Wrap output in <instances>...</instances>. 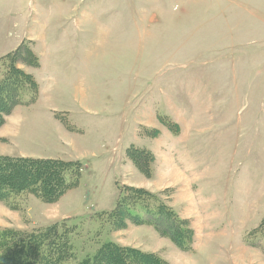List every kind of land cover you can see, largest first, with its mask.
<instances>
[{
	"label": "rangeland",
	"instance_id": "rangeland-1",
	"mask_svg": "<svg viewBox=\"0 0 264 264\" xmlns=\"http://www.w3.org/2000/svg\"><path fill=\"white\" fill-rule=\"evenodd\" d=\"M13 52L16 68L50 93L42 99L37 82L33 104L56 106L70 126L92 122L72 133L90 153L81 158L78 140L62 138L60 157L83 165L79 186L56 203L0 199V230L65 224L77 264L107 241L168 264H264V0H0V59ZM5 73L1 65L0 81ZM84 91L94 117L80 110ZM6 148L16 150L0 142ZM134 148L146 150L145 167L152 159L149 176L128 158ZM131 188L156 196L132 211L163 227L146 214L164 203L191 249L150 224L112 227L105 213Z\"/></svg>",
	"mask_w": 264,
	"mask_h": 264
},
{
	"label": "trees",
	"instance_id": "trees-1",
	"mask_svg": "<svg viewBox=\"0 0 264 264\" xmlns=\"http://www.w3.org/2000/svg\"><path fill=\"white\" fill-rule=\"evenodd\" d=\"M40 63L38 56L29 51ZM19 52L7 54L0 59V66L5 68V75L0 81V126L6 115L18 106L31 105L38 98L39 85L30 75L16 68ZM2 63V64H1ZM27 98V99H26ZM9 106L12 108L9 109ZM65 122V121H64ZM65 124L70 128L68 122ZM132 152V154H130ZM146 150L134 148L127 150V156L133 159L137 167L146 176L152 172V159L145 165ZM135 154H143L141 159ZM144 166V167H143ZM83 165L80 162L63 160L24 159L0 156V199L9 198L21 193L30 194L45 203L58 202L68 191L80 184ZM68 176L69 180H68ZM71 178V179H70ZM73 178V179H72ZM131 196L120 194L116 207L106 215L111 216L112 227L125 226L126 220L137 225H153L159 233L167 236L181 249H191L189 233L184 221L164 203L148 208L147 216L163 218L160 220H143L131 207L142 203L146 198H156L146 190L128 189ZM122 192V191H121ZM127 195V196H126ZM122 222V223H121ZM73 230L65 224L56 223L44 229L30 233L13 229L0 230V264H77V253L71 239ZM192 239V238H191ZM78 264H168L155 254H148L139 249L121 246L115 242L103 243L93 256H87Z\"/></svg>",
	"mask_w": 264,
	"mask_h": 264
},
{
	"label": "crops",
	"instance_id": "crops-1",
	"mask_svg": "<svg viewBox=\"0 0 264 264\" xmlns=\"http://www.w3.org/2000/svg\"><path fill=\"white\" fill-rule=\"evenodd\" d=\"M37 82L40 84L42 90V99L44 98L46 99V101H48V98L50 99V93H48V90L44 88L43 83H41L39 80ZM84 94L85 97L83 94H80V100L76 95V98L79 100V103L81 105L80 110L83 111L84 115H90L92 117L98 115V111L94 110L95 107L91 103V101L95 102L94 97H91L89 95V97L87 98L86 91H84ZM42 99L40 98L39 101H41ZM39 101L35 104L17 107L14 110L11 118L7 119L5 127L0 130V139H2L0 142L3 143V141H7L11 146H13L14 144L16 146V150H10L8 148L0 149V152L1 150L3 152L2 155L11 158H51L67 161L60 157L62 153H59L58 150L60 144H62V142L64 141L62 138L68 137L72 140L73 138L78 140L75 147H73L72 145L71 147L81 156V158L88 156V154L90 153V147L87 140L81 136H72V133L75 132L79 135H85L86 131L84 128H81V123L85 124L92 122L85 121L84 117H79V121H77V123L75 122V125L70 126L69 128L63 120L64 118L67 119V117L58 115L57 110L59 109L56 108V106L52 105L54 108H48L44 105L38 104ZM37 109L40 115H38V117L34 119L31 116L36 112ZM44 110L47 113L46 118L49 122L39 121V119H42ZM67 110V112L71 115L75 113L74 108ZM29 113H31V115ZM22 115L25 116V119L21 117ZM67 122L70 125L69 120H67ZM169 169L172 170V168ZM169 171L167 170V172Z\"/></svg>",
	"mask_w": 264,
	"mask_h": 264
}]
</instances>
